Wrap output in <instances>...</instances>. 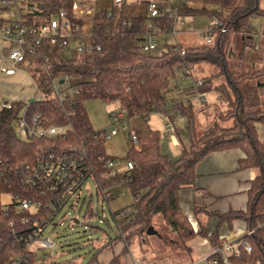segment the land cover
I'll return each instance as SVG.
<instances>
[{"label":"trees","instance_id":"1","mask_svg":"<svg viewBox=\"0 0 264 264\" xmlns=\"http://www.w3.org/2000/svg\"><path fill=\"white\" fill-rule=\"evenodd\" d=\"M73 1L30 0L36 8L29 13L28 22L49 17L60 8L69 9ZM189 1L200 5L178 3V14L215 17L225 28V31L214 32L211 43L185 46L167 43L159 53L139 52L134 39L147 28V17L141 13L131 15L129 25L119 21L117 29L110 33L106 29V8L102 6L97 12L94 28L95 40L101 44L100 50L78 54L43 42L39 53L28 54L26 71L37 83L43 99L29 100L26 110L41 113L51 123L72 122L73 130L64 136V142L85 148L86 177L92 178L98 194L105 197L108 194L107 198L112 199L115 188L125 186L128 189L132 202L125 207L131 208L116 222L118 228L113 239L119 238L127 229L135 235L146 234L153 216L160 214L176 234L175 243L186 249L185 242L196 232L179 206V190L194 183L195 164L207 153L239 147L245 153L239 166L258 170L248 189L246 209L216 214L220 220L241 218L247 229H254L251 234L240 237L251 245V251L242 250L239 256L231 258L232 264H264V143L258 138L254 124L264 119V65L255 68L243 61L246 48L255 50L251 20L264 16V9L260 0H243L241 4L237 3L238 0ZM154 22L164 29L171 25L172 19L164 14L154 18ZM235 33L240 34L241 47L233 56L230 36ZM45 56L47 60H44ZM182 68L187 73L199 75L202 84L198 90L213 91L226 104L225 111L218 112L216 118L199 132L192 103L167 94L177 70ZM67 76L81 79L57 95L53 84ZM89 99L116 102L117 110L123 112L126 119L140 116L147 120L154 112L166 116L179 113L184 118L188 144L182 147L177 157L172 158L162 152L158 130L130 129V133L136 136V142L130 139L131 144L123 158L132 161L133 166L110 174L104 159L113 157L105 151V129H94L89 120L84 105ZM24 106L22 100H15L10 108L0 107V160L11 165L31 161L38 141L37 138L30 141L20 139L14 132L13 122ZM8 190H25L10 172L0 179V194ZM119 210L113 211L112 216ZM11 219L15 220L10 225ZM24 228L13 210L5 214L0 205V264H7L11 256L21 253L16 234ZM207 237L212 245L220 243L215 233ZM101 248L94 247L91 258ZM91 258L84 264H88ZM32 261L33 258L29 264H33ZM109 264H120V257L114 256Z\"/></svg>","mask_w":264,"mask_h":264},{"label":"built area","instance_id":"2","mask_svg":"<svg viewBox=\"0 0 264 264\" xmlns=\"http://www.w3.org/2000/svg\"><path fill=\"white\" fill-rule=\"evenodd\" d=\"M0 74L10 75L19 69L28 66V54L39 53L43 42H47L65 50H74L78 54H88L101 49V44L95 40L97 12L105 6L108 25L113 33L119 21L129 25L131 16L124 10L125 0H110L99 3L97 0H74L69 9L60 8L55 14L39 19L37 22H28L29 13L36 7L30 0H0ZM142 13L147 17L146 29L137 34L134 45L139 52H153L157 46V35L161 32L155 24L154 18L166 14L172 19L171 25L162 31L176 34V24L179 15L176 5L166 0H145L142 3ZM216 30L225 31L215 17H211L203 29V43H211ZM257 45H255V48ZM183 53V50H181ZM47 60V56L44 57ZM68 76L53 84L54 92L59 93L70 85ZM32 87L35 90L31 97L21 96L25 103L13 122L16 136L20 139L31 140L37 138L33 159L29 162L21 161L14 165L0 160V179L9 172L17 178L19 184L25 188L20 191H3L0 194V205L5 214L15 212L19 223L25 227L16 234V240L21 246V253L10 257L7 264H51L47 258L39 257L36 252L40 248L55 247V241L49 231L52 227L62 224L64 216H70L72 223L79 222L74 218L75 198L86 178L87 152L83 146L64 142V136L73 130L70 120L63 123H51L41 113H29L26 110L29 100H42L37 83L30 76ZM202 84L198 78L194 81L195 96L205 100V91L197 89ZM60 97V96H59ZM15 99H0V107L10 108ZM73 113V111L71 112ZM177 119L183 120L181 114H175ZM112 125L105 129V141L117 133L116 125L127 128L125 114L113 110L109 114ZM170 130L173 125L169 122ZM129 137L136 142L134 133ZM104 165L110 169V174L117 172L113 159H104ZM130 160L125 161V168H132ZM74 198V200H73ZM130 208H124L114 214L117 222L119 218L129 213ZM15 219L10 220V225ZM254 229L245 228L243 234H251ZM242 234V235H243ZM241 235V236H242ZM236 238H221L220 243L213 245L209 254L199 262L188 264H232V257L239 256L241 251L250 252L251 245ZM46 259V260H45Z\"/></svg>","mask_w":264,"mask_h":264},{"label":"crops","instance_id":"3","mask_svg":"<svg viewBox=\"0 0 264 264\" xmlns=\"http://www.w3.org/2000/svg\"><path fill=\"white\" fill-rule=\"evenodd\" d=\"M145 0H137L132 4H128L125 0L124 10L128 15H137L142 13V3ZM170 4L177 6L178 3H185L189 5H196V3L189 0H166ZM261 6V0H260ZM264 9V5L261 6ZM3 11L0 10V14L3 15ZM179 15L178 22L176 24L177 34H173V41H166L168 43H181L183 45H189L192 43V34L194 32L203 34V29L208 22H203L199 27L194 28L195 18L201 15ZM204 16V15H203ZM264 16L253 17V19ZM251 20V21H252ZM264 21L262 29L257 32L252 31L254 34V42H258L259 46L264 47ZM170 34L168 32L159 33L157 35V41L159 38ZM185 43H183V42ZM2 40L0 39V44ZM241 42V41H240ZM202 43V41H196L194 44ZM253 50V49H252ZM254 52V50H253ZM246 48L243 51L244 63L246 65H253L255 68H259L264 65V52L258 56ZM18 72H22L29 76L26 69L22 68L10 75L0 74V77H10ZM199 78L197 74L187 73L186 69L182 68L177 70L176 77L170 86L168 96L173 98H179L183 100H189L195 110L196 124L197 120L201 122L211 123L218 112H223L226 109V104L221 101L213 91L205 92V100H200L195 96L194 81ZM16 86H20L18 82H13ZM19 91H16V93ZM5 94L9 95L7 91ZM19 97H12L19 99L25 94L19 93ZM31 97V96H28ZM7 99V98H5ZM117 109V105L115 109ZM176 113L171 115H163L158 112L151 113L147 120L140 118L143 122V127H132L140 131H145L148 128L156 129L160 133V145L161 150L165 154L175 158L179 155L183 146L188 144V138L185 130L184 119H177ZM132 118V117H130ZM129 118V119H130ZM126 125L128 119H126ZM169 122L173 125V130H170ZM255 130L258 138L264 143V119L256 121ZM129 127V124H128ZM132 128H129L132 129ZM128 130V131H129ZM245 158V153L239 147H232L222 150H214L207 153L195 164V179L191 186L184 187L178 192V203L182 212L187 216L193 230L196 234L185 242L186 244V256L179 264H188L191 262H199L204 256L210 253L212 243L207 237L211 233H215L217 239L221 238H236L241 236L246 228L244 220L241 218H232L231 220H220L216 213H227L244 211L248 201V189L251 181L258 173L257 168L253 167H240L239 163ZM121 169V168H120ZM118 169V170H120ZM117 170V171H118ZM132 202V197H131ZM118 206L115 209L123 208ZM126 209L129 207H125ZM200 231V233H199ZM205 233L206 235H202ZM116 235V234H115ZM114 235V236H115ZM114 237H108L103 242L102 248L97 252L95 256L89 260L88 264H109L114 256L120 257V264H135L137 258L130 252L123 253V243L120 240L113 242ZM97 246V247H100ZM96 247V248H97ZM94 251V249H93ZM179 262V261H178ZM200 263V262H199ZM198 263V264H199ZM253 264H259L258 262Z\"/></svg>","mask_w":264,"mask_h":264},{"label":"rangeland","instance_id":"4","mask_svg":"<svg viewBox=\"0 0 264 264\" xmlns=\"http://www.w3.org/2000/svg\"><path fill=\"white\" fill-rule=\"evenodd\" d=\"M126 1L128 4H132V2L134 3L137 0ZM237 3H243V0H238ZM198 5L200 4L196 3L194 6ZM263 5L264 0H261V6ZM263 21L264 17L253 19L250 29L255 32L262 29ZM203 22H208L206 15L196 17L194 28L199 27ZM160 30V33L163 34V29ZM176 34L180 35L178 31ZM173 38V34L171 33L159 38L158 46L153 53L161 52L168 43L166 41H173ZM191 39L193 44L189 45H194L196 41L204 42L203 34L199 35L196 32L192 34ZM230 41V47L233 56H235L241 47L240 34H231ZM255 45L257 47L254 52L250 48H248V51L258 56L261 52H264V47L261 49L258 42ZM80 79V77L71 76L68 78V81L71 84ZM13 82H18L20 86H16ZM7 91L9 95L5 94ZM16 91L26 96L34 95L35 90L28 75L18 72L7 78L0 77V99H15L12 97L20 96ZM84 105L94 129L110 128L112 123L108 114L112 109L116 108V102L105 103L98 99H89L85 101ZM140 118V116H133L128 119L129 127L127 124L126 129L117 124V133L105 141V151L113 157L114 168L117 170L121 168L118 170L119 172H122L125 168L123 157L128 146L131 144L128 130L132 127H143L144 124ZM207 124L208 122L197 120V131H201ZM112 193L114 194L112 199L107 198L108 194L106 197L100 193L98 194L92 178H86L78 191L79 197L75 198L73 216L79 222L72 223L70 216H64L61 218L62 224H58L55 227L48 225L46 231H49L54 239L55 247L40 248L37 250L36 255L39 257L44 256L51 264H84L91 257L94 247L102 245L108 237H114L116 234L118 226L112 216V212L120 208H115L125 204L130 205L131 203V195L125 186L115 188ZM151 226L158 234L143 233L135 235L130 229H127V231L122 232L119 238H116L123 243L125 253L130 252L137 258L135 264H179L184 260L186 256L185 247L175 243L176 234L165 224L160 214L153 216Z\"/></svg>","mask_w":264,"mask_h":264},{"label":"water","instance_id":"5","mask_svg":"<svg viewBox=\"0 0 264 264\" xmlns=\"http://www.w3.org/2000/svg\"><path fill=\"white\" fill-rule=\"evenodd\" d=\"M150 233H157L156 230H154L151 225L148 226V228L146 229V234H150Z\"/></svg>","mask_w":264,"mask_h":264}]
</instances>
